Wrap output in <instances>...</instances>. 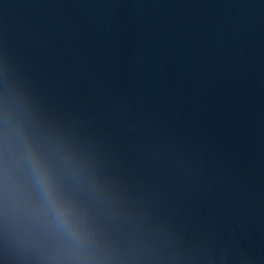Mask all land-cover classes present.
Returning a JSON list of instances; mask_svg holds the SVG:
<instances>
[{
	"label": "clouds",
	"instance_id": "clouds-1",
	"mask_svg": "<svg viewBox=\"0 0 264 264\" xmlns=\"http://www.w3.org/2000/svg\"><path fill=\"white\" fill-rule=\"evenodd\" d=\"M38 179H39L42 192L44 193L46 197H49L51 192H50V187L47 183L45 176L42 173H40L38 174Z\"/></svg>",
	"mask_w": 264,
	"mask_h": 264
}]
</instances>
